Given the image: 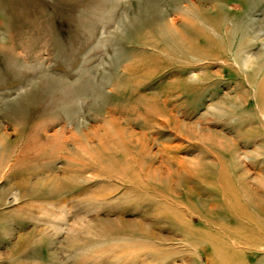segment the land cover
<instances>
[{"label":"rangeland","instance_id":"374dc122","mask_svg":"<svg viewBox=\"0 0 264 264\" xmlns=\"http://www.w3.org/2000/svg\"><path fill=\"white\" fill-rule=\"evenodd\" d=\"M259 228L264 0H0V264H264Z\"/></svg>","mask_w":264,"mask_h":264},{"label":"bare ground","instance_id":"6f19581e","mask_svg":"<svg viewBox=\"0 0 264 264\" xmlns=\"http://www.w3.org/2000/svg\"><path fill=\"white\" fill-rule=\"evenodd\" d=\"M164 28V27H163ZM167 28V27H166ZM166 32V31H165ZM169 36V35H168ZM257 209H258V207H257ZM245 210V209H244ZM243 210V211H244ZM239 212H242V209H240V211ZM257 231H259V232H264V231H262V228H259V229H257ZM254 233H256V232H254ZM214 240V244L212 245V251L214 252L213 253V255H214V258L216 259V261L213 259L212 260V263L213 264H224L225 262H226V260H227V258H229V259H234V260H239V261H241L240 259H239V257L241 256V254L240 253H230L228 250V252L230 253V255H231V257H228V252H226V250H225V248H224V246H222V243L220 242V241H218V240H216L215 241V238L213 239ZM212 240V241H213ZM239 242H236V245L238 244Z\"/></svg>","mask_w":264,"mask_h":264}]
</instances>
